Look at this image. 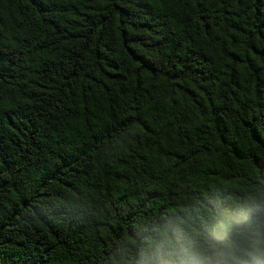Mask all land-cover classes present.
<instances>
[{"label":"trees","instance_id":"obj_1","mask_svg":"<svg viewBox=\"0 0 264 264\" xmlns=\"http://www.w3.org/2000/svg\"><path fill=\"white\" fill-rule=\"evenodd\" d=\"M0 264H264V0H0Z\"/></svg>","mask_w":264,"mask_h":264}]
</instances>
